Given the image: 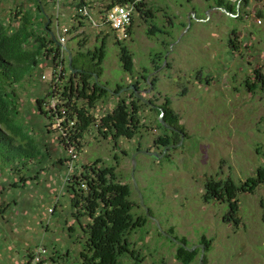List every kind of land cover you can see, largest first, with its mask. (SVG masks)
<instances>
[{
	"label": "rangeland",
	"instance_id": "obj_1",
	"mask_svg": "<svg viewBox=\"0 0 264 264\" xmlns=\"http://www.w3.org/2000/svg\"><path fill=\"white\" fill-rule=\"evenodd\" d=\"M89 1L101 10L116 0ZM229 1L237 2L234 15L216 6L215 0H145L146 8L154 12L150 22L167 33L149 35L150 22L137 11L131 35L125 38L107 26L102 29L87 24L75 31L82 34L78 39L87 38L85 48L99 45L100 38L108 34L104 72L99 81L111 92L117 84L132 81L121 67L117 40L132 52L135 75L144 70L150 76L157 75L156 90H150L145 97L160 93L156 103L160 104L162 96H167L187 133L181 144H170L167 149L155 146L154 139L164 129L157 126L156 111L145 107L141 112L144 127L137 136L120 138L115 147L111 139L96 136L91 129L83 138L84 146L77 159L72 160L69 152L65 154L55 141L51 132L55 124L50 135H44L45 118L35 101L48 92L54 67L38 56L39 65L32 71L31 79L25 78L16 86L19 113L13 120L10 118L11 125L27 136L24 140L13 138L24 149L13 148L12 137L0 135V194L13 212L3 214L5 218L0 214V264H26L27 254L40 243L47 246L41 264H68L56 256L57 251L69 252L71 257L67 259L78 264L80 245L72 240L79 239L82 233L71 216L69 195L60 191L57 182L66 166H72L74 171L82 163L100 158L105 165H116L118 178L130 183L132 156L138 145L140 149L157 152L138 153L135 157L134 177L144 205L152 213L144 227L129 235L130 243L142 258L140 264H182L174 256L175 244L157 234L153 218L164 231L172 228L170 234L185 239L187 247L203 244L202 236L211 238L210 247L204 249V264H264V187L258 186L253 193H238L240 224L236 228L223 221L226 203H206L202 198L207 179L230 177L240 182L253 175L264 160V93L249 92L245 86L246 80H252L255 68L264 72V0H225ZM25 2L0 0V16L8 17L12 9ZM58 10L61 24L69 26L71 9ZM58 10L53 9L54 15ZM73 34L65 46H76L78 39H72ZM235 38L237 49L230 45ZM156 54L165 59L155 72L151 60ZM67 55L64 51L63 58ZM115 96L112 93L95 106L92 113L97 119L110 111L117 100ZM28 137L37 146L34 158L24 153ZM44 143L49 146L52 160L42 153L40 147L44 148ZM59 156L69 159L64 161L65 166L55 162ZM21 176L28 178L24 186L20 182L17 188L10 186ZM56 198L57 211L51 214L48 209L55 206ZM138 198L135 193L131 196L134 202ZM134 211L142 213L140 208ZM5 219L9 222H1ZM87 220L81 218L82 222ZM200 252L199 249L189 264H199ZM119 259L120 264L133 263L126 255Z\"/></svg>",
	"mask_w": 264,
	"mask_h": 264
},
{
	"label": "trees",
	"instance_id": "obj_2",
	"mask_svg": "<svg viewBox=\"0 0 264 264\" xmlns=\"http://www.w3.org/2000/svg\"><path fill=\"white\" fill-rule=\"evenodd\" d=\"M45 1L27 0L24 4H19L12 9L8 17L0 16V123L3 124L0 125V135L2 137H12L13 148L21 146L15 144L14 137L23 140L27 137L10 123L11 116L13 120L19 113L16 104V86L25 78L31 79L32 71L39 65L38 56L49 60L54 68L59 63H63V74L59 75L57 80L53 79L55 84L51 79L46 95L36 98L35 102L37 110L45 118L44 135L48 136L53 132L57 145L65 154L73 147L78 155L84 146L83 138L91 129L95 130L96 136L111 139L115 147L120 138H134L144 127L141 112L145 107L156 111L157 126L164 129L163 133L154 139L155 146L165 147L177 143L181 138V133L184 137L187 136L184 125L180 122L179 115L172 108L171 100L167 96H162L163 101L157 107H152L135 96L131 89L120 92L122 87H126L131 83L137 89L148 87L149 84L146 78L150 72L144 70V72L134 74L133 54L119 40L116 41L119 47V61L123 71L130 75L132 81L128 84H117L112 92L106 87V84L99 81L104 72L103 62L108 34H104L100 38L99 45L93 48H85L87 38L78 39L82 34L81 32L75 33L82 27L83 23L72 21L69 32L71 34L75 33L72 39H78L77 44L75 47H68V53L72 54L70 62L68 55L65 58L61 57L67 47L66 49L63 48L58 40L55 41L49 33V30H53L55 15ZM67 1L71 5L76 3V0ZM86 1L80 0L79 4L86 3ZM116 2H132L134 3V13L135 11L139 12L140 16L148 22L154 18V12L150 8H146L145 0H116L109 3V5ZM215 5L225 8L227 12H231L233 15L238 10L237 2L231 3L229 1L226 3L225 0H215ZM75 17L77 16L73 18ZM48 18L50 22L47 24ZM148 25L147 33L149 35L157 32L167 33V31L164 32L159 29L155 23L150 22ZM131 28L130 25L127 29L129 35L132 32ZM233 34H235V30ZM236 39L230 40L233 49H237ZM163 59L165 57L160 56V54L153 57L151 60L152 71L156 72L160 69ZM167 66H169V63H167ZM54 76H56V73ZM251 77L252 80L245 81L247 90L252 93L260 90L264 93V72L259 68H255ZM149 80L152 82L151 91H155L156 82L158 81L157 75H151ZM112 93L117 96H115L117 100L113 103V107L97 119L92 113L93 109L98 103L104 102ZM158 95L147 98L152 103H157L160 93ZM160 113H162L161 118L176 128L177 131L168 129L161 124ZM58 120L59 127H55L51 131L52 125ZM25 145V148H27V151L24 152L26 156L28 158L36 157L37 146L33 145L29 137L26 139ZM41 146L44 147H40L44 151L42 153L52 160L53 158L48 152V144L44 143ZM137 149H140L139 145L136 147ZM41 157L44 158V156ZM68 160V158L61 156L55 158V162L63 166H65L64 161ZM39 161L42 162V159ZM67 171L68 167L66 166L62 177ZM27 179L21 176L18 180H13L10 186L17 188L19 182L24 186ZM61 181L62 179L58 181L60 191L65 190L69 195L71 216L75 219L76 226L80 228L82 233L79 239L72 240L73 243L80 245L77 263L120 264L119 257L126 255L133 260L132 264H140L142 258L130 243L129 235L134 230L144 227L149 215L152 213L149 208L148 214L145 213L144 208L140 206L139 198L138 202L131 199L132 194L137 195V192L132 182H123L118 178L116 165H105L100 158H96L76 167L65 185L62 186ZM260 185L264 187V160L262 164L257 166L255 173L243 181L236 182L230 177L226 179H207L202 198L206 203L212 200L226 203L227 211L223 215V221L232 223L236 228L240 224L237 216L238 193H253ZM57 202L56 200L52 211L48 210L51 214L57 211ZM7 206L9 207L10 203H7ZM135 208L142 209V213H136ZM84 217H87V222L81 221V218ZM69 229L74 231L71 226H69ZM156 231L158 235L163 236L157 226ZM167 231L173 234L172 228L167 229ZM69 236L72 237L71 234ZM175 238L177 237L175 236ZM178 240L187 245L185 239ZM170 241L174 243L172 240ZM201 242L206 250L210 247L212 239L202 236ZM174 244L176 246L174 256L182 264H189L198 255L199 248L189 251L187 246ZM39 246L44 249V252L40 254V259L36 264L42 263L41 257L47 253V246L40 243L27 254L28 262L26 264H32L35 256L34 250ZM55 253H58L57 257L67 260L68 264H74L67 259L71 257L69 252L62 254L57 251ZM52 259L56 258L52 257Z\"/></svg>",
	"mask_w": 264,
	"mask_h": 264
},
{
	"label": "built area",
	"instance_id": "obj_3",
	"mask_svg": "<svg viewBox=\"0 0 264 264\" xmlns=\"http://www.w3.org/2000/svg\"><path fill=\"white\" fill-rule=\"evenodd\" d=\"M48 2H51L52 4V10L54 8H63L62 3L66 2V5H70L71 9L73 11L72 21L75 23L82 22L83 24H92L96 27H101L102 29L106 26L109 27L113 32L117 33L118 36L121 38H125L128 36L127 29L131 25L132 17L134 16V3H114L111 5H106L103 9L99 10V8L95 7L94 4L87 0L86 3L79 4L80 0H76V3L69 4L67 0H46ZM60 13L59 10L55 14L54 20H53V30L52 32L56 36L58 42L62 45L63 48L66 49V42L68 41L69 37L71 36L70 26L72 21L70 20V25L66 26L62 25L64 24L60 20ZM74 16H77L73 18ZM120 35H119V34ZM104 36V35H103ZM119 39V38H118ZM63 57V55H61ZM63 63H59L56 68L53 69L51 79H58L59 75L63 74ZM56 73V76L54 74ZM42 77H45L42 75ZM50 79V81H52ZM53 83L55 84L54 80ZM56 127H59V120L54 123ZM69 155L72 160L77 159L78 155L73 147L69 149ZM72 173V166H68L67 173L61 178L62 186L67 183V180L69 179V176ZM49 211H52V208L48 209ZM44 252V249L42 247H37L34 250V258L32 261V264H36L40 259V254Z\"/></svg>",
	"mask_w": 264,
	"mask_h": 264
},
{
	"label": "water",
	"instance_id": "obj_4",
	"mask_svg": "<svg viewBox=\"0 0 264 264\" xmlns=\"http://www.w3.org/2000/svg\"><path fill=\"white\" fill-rule=\"evenodd\" d=\"M37 1L40 2V0H37ZM49 22H50V19L48 18V20H47V24H48ZM49 33L52 35L53 39H54L55 41H57V38H56V36L54 35V33H53L52 31H50V30H49ZM71 56H72V54L69 52V53H68L69 62H70V60H71ZM149 78H150V75H148L147 78H146V80H147V82H148V84H149L148 88L137 89L136 86H135L134 84H129L127 87H122V88H121V91H124V90H127V89H131V90H133L135 96H137L138 98H140L144 103L150 104L152 107H155V104H153L149 99H147V98L145 97V94L148 93V92L152 89V82L149 80ZM159 109H160V108H159ZM159 116H160V122H161V124H162L164 127L168 128V129H171V130H173V131H177L176 128H174L172 125L168 124L167 122H165V121L161 118L162 113H160ZM181 138H183V134H182V133H181ZM181 138H180V140H179L177 143H175V144H171L170 146H175V145L181 144ZM167 148H169V146H166V149H167ZM138 153L149 154V155H157V152H155V151H151V150H148V149H138V150H136V152H135V153L133 154V156H132L133 167H132V169H131V173H130V175H131V178H132L133 187H134L135 191L137 192V194H138V196H139V203H140V206H142V207L144 208L146 214H148V209H147V208L145 207V205H144L142 195H141V193H140V191H139V189H138V186H137V183H136V180H135V177H134V170H135V169H134V167H135V157H136V154H138ZM153 220H154V222L156 223L157 228L159 229V231L161 232V234H162L163 236L168 237L170 240H172L174 243H176V244H178V245H181V246H185V247H186V245H185L182 241H180V240H178L177 238H175V237H174L172 234H170L169 232L164 231V230L160 227V224H159V222H158L156 219L153 218ZM196 247L199 248L200 251H201V252H200V256H199V264H204V263H203L204 244H197V245H194V246H192V247H187V248H188L189 251H192V250H193L194 248H196Z\"/></svg>",
	"mask_w": 264,
	"mask_h": 264
},
{
	"label": "crops",
	"instance_id": "obj_5",
	"mask_svg": "<svg viewBox=\"0 0 264 264\" xmlns=\"http://www.w3.org/2000/svg\"><path fill=\"white\" fill-rule=\"evenodd\" d=\"M45 3H46V5L49 7V9L51 8L52 9V4H51V2H48V1H45ZM62 5H63V7L65 8H69V9H71V6L70 5H66V2H63L62 3ZM69 14V13H68ZM72 16H73V11H72V9H71V12H70V16L68 15V21H72ZM61 20V19H60ZM66 20V19H65ZM82 26H86V24H83ZM54 32V31H53ZM67 47V49H66V52L68 53V47H72V46H66ZM58 183V182H57ZM57 187V186H56ZM0 200H1V203H3V205L1 206L0 205V214L4 217V215L3 214H5L6 212H12V208H11V206H7V203H5V198L0 194ZM56 200L58 201V198H56ZM0 203V204H1ZM2 212H4V213H2ZM13 213V212H12ZM5 218V217H4ZM1 222H9V220L8 219H5L4 221L2 220ZM27 222H30V221H27ZM42 222V221H41ZM48 229V227H44V230L46 231Z\"/></svg>",
	"mask_w": 264,
	"mask_h": 264
},
{
	"label": "flooded vegetation",
	"instance_id": "obj_6",
	"mask_svg": "<svg viewBox=\"0 0 264 264\" xmlns=\"http://www.w3.org/2000/svg\"><path fill=\"white\" fill-rule=\"evenodd\" d=\"M142 89H144L145 87H141ZM148 99V98H147ZM153 104H155V107H157L158 106V104H156V103H153ZM138 150V149H137Z\"/></svg>",
	"mask_w": 264,
	"mask_h": 264
}]
</instances>
